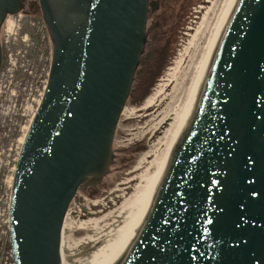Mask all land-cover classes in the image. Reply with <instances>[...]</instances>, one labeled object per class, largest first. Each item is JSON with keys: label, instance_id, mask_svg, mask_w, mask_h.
Returning a JSON list of instances; mask_svg holds the SVG:
<instances>
[{"label": "water", "instance_id": "water-1", "mask_svg": "<svg viewBox=\"0 0 264 264\" xmlns=\"http://www.w3.org/2000/svg\"><path fill=\"white\" fill-rule=\"evenodd\" d=\"M23 1L0 0V24ZM40 1L55 50L13 179L15 264H60L69 206L110 162L147 40L149 0ZM118 264H264V0L233 1L193 113Z\"/></svg>", "mask_w": 264, "mask_h": 264}, {"label": "rangeland", "instance_id": "rangeland-1", "mask_svg": "<svg viewBox=\"0 0 264 264\" xmlns=\"http://www.w3.org/2000/svg\"><path fill=\"white\" fill-rule=\"evenodd\" d=\"M204 1L151 0L146 27L148 42L118 122L111 161L104 173L86 180L70 205L62 232L60 264H90L94 256L100 257L101 249L114 233L115 238L105 246L101 256L111 252L123 234L120 228L125 223L127 206L143 194L158 172L171 144V133L178 117L185 113V89H191L187 76L190 61L197 57L201 59L210 52L219 29L209 3L213 0ZM154 3H159L157 9L152 8ZM46 46L49 59L45 58L42 65L48 64L47 72L50 48L48 44ZM177 63H181V69L176 77L173 70ZM40 91L42 86H38L34 94ZM32 105L37 107L35 101L30 100V113ZM18 145V142L12 145L7 188L0 195V237H6L8 230L11 168Z\"/></svg>", "mask_w": 264, "mask_h": 264}, {"label": "flooded vegetation", "instance_id": "flooded-vegetation-1", "mask_svg": "<svg viewBox=\"0 0 264 264\" xmlns=\"http://www.w3.org/2000/svg\"><path fill=\"white\" fill-rule=\"evenodd\" d=\"M46 44L50 48L47 72L48 64L42 65L45 58L49 59L45 53ZM0 50L1 195L7 188L6 176L10 171L12 145L19 143L11 168L14 176L27 132L43 99L51 74L55 45L40 0H24L18 11L6 12L0 24ZM38 86H42V91L36 95L34 92L38 90ZM30 100L35 101L37 106L34 108L32 105V113L29 112L30 106L28 108ZM8 236L7 230L6 237H0V264H14Z\"/></svg>", "mask_w": 264, "mask_h": 264}, {"label": "bare ground", "instance_id": "bare-ground-1", "mask_svg": "<svg viewBox=\"0 0 264 264\" xmlns=\"http://www.w3.org/2000/svg\"><path fill=\"white\" fill-rule=\"evenodd\" d=\"M233 1L234 0H213L209 2L212 4L213 12L218 20L219 29L216 34V38L210 45V48H211L210 52L204 57H202L201 59L197 57L190 61L187 76H188V81L191 84V89L190 90L188 88L185 89V91L187 92V105H186L185 113L183 116L178 117L177 124L175 125L171 133V144L159 164L160 166H159L158 172L155 174L153 179L149 181V185L146 187L143 194L140 197H138L136 200H133L131 203L128 201L130 203L129 206L125 205L129 207V209L124 212L126 213L125 219H124V222H125L124 226L122 227L121 226L122 224H121L120 226L122 228L119 227L123 231V234L121 235V237H119L118 242L113 241L114 243L117 242L115 248L111 252H109L107 255L101 256L104 254L105 246L109 245V243L111 244V241L115 238L114 233L113 234L111 233L112 238L110 239L109 243H107L106 245L104 244L103 248L101 249V252L103 253L100 255V257L94 256V258L90 260L91 261L90 264H118L121 261V259L124 257L134 235L136 234L140 226V223L143 219V216L146 212L149 202L153 196L156 186L158 185L161 177L163 176L165 170L167 169V166L170 162L173 151L175 149L178 137L193 113L208 64L216 48V45L219 41V38L222 34V31L225 27ZM174 69L175 70L172 69L174 73L172 74L177 77L178 71L179 69H181V63H177V67ZM173 79H176V78L173 77ZM23 141H24V137L22 138V143ZM116 230H118V228ZM62 232H63V228H62ZM61 244H62V234H61ZM94 255L98 256L97 254H94ZM100 258L102 259L97 263L96 260H99Z\"/></svg>", "mask_w": 264, "mask_h": 264}, {"label": "snow or ice", "instance_id": "snow-or-ice-1", "mask_svg": "<svg viewBox=\"0 0 264 264\" xmlns=\"http://www.w3.org/2000/svg\"><path fill=\"white\" fill-rule=\"evenodd\" d=\"M209 222H211V221H209Z\"/></svg>", "mask_w": 264, "mask_h": 264}]
</instances>
